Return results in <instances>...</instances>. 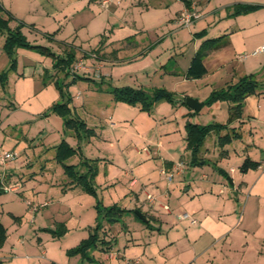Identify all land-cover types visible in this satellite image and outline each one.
<instances>
[{
  "label": "crops",
  "instance_id": "1",
  "mask_svg": "<svg viewBox=\"0 0 264 264\" xmlns=\"http://www.w3.org/2000/svg\"><path fill=\"white\" fill-rule=\"evenodd\" d=\"M0 6L10 28L53 54L17 47L11 58L0 33V74L7 71L2 103L19 116L26 132L24 139L17 137L26 143L17 141L8 151L17 155L15 161L0 165V179L11 183L25 169L46 178L51 187V193L32 205L34 228L22 220L6 227L0 219L6 231L0 264H264V51L252 54L264 46V0H0ZM186 10L197 17L181 26L177 19ZM200 49L205 50L207 71L188 79L186 71ZM68 52L73 62L57 68L55 58ZM11 59L14 68L9 70ZM246 76L256 81L255 93L243 100L240 115L229 122L233 103L208 99L213 91ZM61 77L87 81L83 87L90 95L102 92L114 109L111 117L122 105L113 100V92L123 87L141 89L148 97L165 90L173 101H156L149 112L136 106L149 115L153 127L143 142L125 145L149 148L138 156L134 147L124 157L121 145L118 165L112 153L100 151L94 157L88 152L92 137L66 141L63 119L44 115L68 96V106L76 108L81 94L72 98L59 88L65 81ZM93 78L101 83L91 86ZM188 97L203 104L199 112L185 104ZM86 102L80 100L81 106ZM38 123V135L28 139ZM187 123L221 127L193 155L187 147ZM118 127L109 122L107 133L101 129L104 146L123 144L117 142ZM226 135L230 141L223 145ZM61 141L80 151L64 164L80 172L85 170L82 162L95 164L94 194L72 183L56 160ZM245 159L257 165L241 172ZM123 163L130 171H124ZM4 191L19 193L20 187L14 184ZM97 205L98 210L116 206L125 213L110 223L98 215ZM182 213L196 223L180 220ZM99 221L98 245L85 254L69 253Z\"/></svg>",
  "mask_w": 264,
  "mask_h": 264
},
{
  "label": "rangeland",
  "instance_id": "2",
  "mask_svg": "<svg viewBox=\"0 0 264 264\" xmlns=\"http://www.w3.org/2000/svg\"><path fill=\"white\" fill-rule=\"evenodd\" d=\"M92 80L93 82L88 81L90 82L91 86H96V84L101 83L100 79L93 78ZM61 81H64V83L61 84L63 90L71 94L70 96H72V98L74 94H81V96L75 100L76 108L74 109L73 113L75 117H78L85 124L83 127L79 125L77 128L65 127V125H63L64 128L61 130L62 137L65 139L67 138L66 141L68 139H74V142H87L86 140L92 137V140L90 141L91 143L88 145V152L93 153L92 155H95L94 157L101 155L100 151L102 153H112L114 156V163L120 165L122 163V161H120V159L122 160V154H119L117 151L120 149V146H123L124 157L127 156V154H129L131 149H133L135 146L133 144V146H126L125 144L130 142H143L144 136L148 134V130L153 127V124L150 123V117L147 113H143L138 109V107L129 105L125 102H121L122 105L120 106L118 105V107L115 109V115L111 117L114 109H112V106L109 107L106 105L108 102L106 96L102 92L97 91H94V93L90 95V91L83 87L87 81L77 80L76 83H73L72 80H67L62 77L60 78V82ZM2 87L3 86L0 84V151L8 152L14 149L17 141L19 143H26L25 140L21 141V139H17L19 135H22L24 139L26 132L24 130V125L18 124L19 122H17L19 116L10 114L8 111L9 107L6 105V103H2ZM82 99H88V102H86L84 106H81L80 104V100ZM70 103H72V100H70ZM70 108L72 109L73 106H70ZM109 122L119 124L117 129L119 141L117 142H123V144L115 146L116 142L114 141L112 142L113 145L104 146L103 141L99 139L100 133H102L101 129L105 128L106 132L104 133H107ZM7 124H10L11 126H7ZM41 125L42 124L40 123L35 125L33 129L27 133V138L29 139L32 136L35 137L38 135L35 131L38 129L40 130ZM136 137H139V139H136ZM140 145L141 146H139V148L135 147L138 156L144 155L145 150L149 148L148 146L142 144ZM68 146L74 151V157H76L80 152L78 146L72 147L69 144ZM46 152L47 149L44 150L45 154H47ZM100 166L105 167V169H107V167L109 168V165L102 164ZM121 167H123L124 171H130L128 170L129 168L125 166V163H123ZM30 174L31 173L23 169V172L21 171L20 173L19 171L18 174H16L15 181L13 180L11 183L7 182L6 184V177L1 176L0 182L2 188L5 187V189H8L14 184H17L20 187V192L22 191L21 193L19 192L14 194L4 191L5 193L0 195V219L6 227H9L10 222L18 224L21 222V220L23 223H25V225L30 224L29 226H31L33 224L31 221H34L36 214V208H33L34 203L37 200H41L43 196L46 195V193H51V187L46 185L44 182V180H47L46 178L41 179L39 174ZM227 186L232 187L230 184H227ZM36 224L37 222H35L32 227L34 228ZM95 244L98 245V242ZM96 253L98 254V249Z\"/></svg>",
  "mask_w": 264,
  "mask_h": 264
},
{
  "label": "trees",
  "instance_id": "3",
  "mask_svg": "<svg viewBox=\"0 0 264 264\" xmlns=\"http://www.w3.org/2000/svg\"><path fill=\"white\" fill-rule=\"evenodd\" d=\"M10 18L4 17L2 7L0 6V33L4 35V49L11 56L15 48L24 47L29 49H35L40 53L53 56L51 52H49L46 48L41 46H33L30 45L25 37L20 33L19 30H15L10 28L9 26ZM213 40H207L206 43L211 42ZM219 44L216 45V47ZM205 55V50L200 49L193 56L190 65L186 71V77L188 79H197L202 77L206 73V67L203 63V57ZM74 58L72 56V52H68L65 58H55L54 63L57 68L64 69L69 66L73 62ZM14 68V61L11 59L10 69ZM6 73L4 71L0 74V84L2 86L6 83ZM256 81L252 76H246L242 78L236 85L229 86L225 90L213 91L211 93L210 98L207 103H211L215 100H227L233 103V106L230 109V117L229 122L233 119L237 118L242 110L243 100L255 93ZM61 83L58 85L60 88ZM62 87V86H61ZM114 100L117 102H125L132 106H138L141 111L149 112L154 102L160 100H167L172 102V96L169 92L165 90H156L153 92L151 97H148L147 94L141 89H134L131 87H123L120 89H116L113 92ZM69 99V96H68ZM67 99V101H68ZM57 103L48 108L44 115H49L50 113L56 114L60 116L63 121L65 127H79L84 126V122L81 121L78 117H75L72 109L68 106V102ZM80 122V124H79ZM220 128V125H208L201 126L197 124L187 123L186 124V132H187V147L192 150L193 155L196 154L198 149L202 146L205 137L214 129ZM223 127V126H222ZM223 145L229 143V136H224L221 138ZM74 151L68 146V144L64 141L56 147V160L62 164L63 170L67 177L71 180L72 183L78 185L84 189L85 192L89 194H94L93 188V180L96 175L97 168L94 163L82 162L81 167L85 170L80 172L76 166L66 165L64 161L73 157ZM257 164L250 161L249 159H245L240 166V171L245 172L249 168H254ZM3 194V188L0 182V195ZM97 213L101 217L102 220H107V222H115L125 213L124 210L113 206L108 209L98 210ZM101 221L97 222L93 233L89 235V237L82 241L76 248L69 251V253H82L85 254L86 249L90 246L95 245L97 241L98 231L101 229ZM6 237V231L3 225L0 222V247L2 246Z\"/></svg>",
  "mask_w": 264,
  "mask_h": 264
},
{
  "label": "built area",
  "instance_id": "4",
  "mask_svg": "<svg viewBox=\"0 0 264 264\" xmlns=\"http://www.w3.org/2000/svg\"><path fill=\"white\" fill-rule=\"evenodd\" d=\"M196 17L197 16L194 13H190L189 11L186 10L180 14L177 21L181 26H188L192 23L193 19H195ZM260 51H264V46H261L259 49L255 50L254 52H252V54H256ZM16 157H17L16 154H14L13 152H2V151H0V165H2V166L7 165V163L14 161L16 159ZM178 167H179V165H177L176 169H178ZM169 180H170V177H169ZM7 190H9V188ZM146 199L150 202L153 201V199L150 195H147ZM165 209H167V207H165ZM178 218L180 220L189 219L191 224L196 223V220L193 219L191 216H189L187 213H182V214L178 215ZM128 264H138V261H132V262H129Z\"/></svg>",
  "mask_w": 264,
  "mask_h": 264
},
{
  "label": "water",
  "instance_id": "5",
  "mask_svg": "<svg viewBox=\"0 0 264 264\" xmlns=\"http://www.w3.org/2000/svg\"><path fill=\"white\" fill-rule=\"evenodd\" d=\"M185 104L190 108V109H192L193 111H195V112H199V110L201 109V107H202V103H200V102H198V100H196V99H193V98H190V97H188V98H186V100H185ZM135 214H136V216L140 219V220H145L144 219V217H143V215L142 214H140L139 212H135Z\"/></svg>",
  "mask_w": 264,
  "mask_h": 264
}]
</instances>
